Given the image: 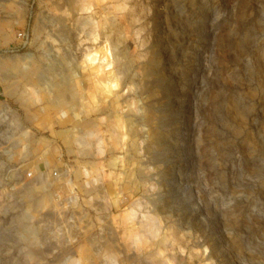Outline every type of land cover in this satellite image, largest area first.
<instances>
[{"label": "rangeland", "instance_id": "1", "mask_svg": "<svg viewBox=\"0 0 264 264\" xmlns=\"http://www.w3.org/2000/svg\"><path fill=\"white\" fill-rule=\"evenodd\" d=\"M0 264H264V0H0Z\"/></svg>", "mask_w": 264, "mask_h": 264}, {"label": "built area", "instance_id": "2", "mask_svg": "<svg viewBox=\"0 0 264 264\" xmlns=\"http://www.w3.org/2000/svg\"><path fill=\"white\" fill-rule=\"evenodd\" d=\"M54 176H58V172H54Z\"/></svg>", "mask_w": 264, "mask_h": 264}, {"label": "bare ground", "instance_id": "3", "mask_svg": "<svg viewBox=\"0 0 264 264\" xmlns=\"http://www.w3.org/2000/svg\"><path fill=\"white\" fill-rule=\"evenodd\" d=\"M123 59V58H122ZM127 66V65H126ZM125 69H126V67H125ZM84 141V140H83ZM73 197V196H72ZM31 257H36V255H32Z\"/></svg>", "mask_w": 264, "mask_h": 264}]
</instances>
